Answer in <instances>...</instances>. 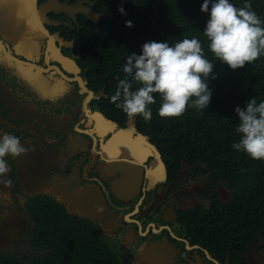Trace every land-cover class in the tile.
Returning a JSON list of instances; mask_svg holds the SVG:
<instances>
[{
  "label": "flooded vegetation",
  "instance_id": "1",
  "mask_svg": "<svg viewBox=\"0 0 264 264\" xmlns=\"http://www.w3.org/2000/svg\"><path fill=\"white\" fill-rule=\"evenodd\" d=\"M7 2L22 16L10 14L6 6L0 14V129L20 137L28 151L6 157L9 171L0 174V254L15 252L21 243H31L33 250L43 245L41 227H51L58 205L67 215L93 225L77 230L100 231L122 248L130 243V264H136L138 253L140 264H264L261 239L255 236L254 243H243V226L220 223L228 202L220 200L223 195L217 190L224 187L232 198L225 176L219 173L210 181L205 162L170 144L164 132L151 129L144 119L125 116L105 96V87L88 76L86 47L99 50L97 33L115 25L113 19L122 15L118 6L129 13L131 1ZM89 15L99 16L97 26ZM62 54L77 67L68 64L67 69L56 60ZM40 75L47 79L35 90L29 79ZM138 169L143 174L138 194L127 202L117 200L111 183L132 182ZM58 176L73 180L58 195L60 200L72 192L84 198L88 194L82 187L103 193L108 209L100 211L101 222L67 213L50 190ZM191 198L203 203L179 209ZM201 206L202 216L196 212ZM233 229L241 231L237 243L231 241Z\"/></svg>",
  "mask_w": 264,
  "mask_h": 264
},
{
  "label": "trees",
  "instance_id": "2",
  "mask_svg": "<svg viewBox=\"0 0 264 264\" xmlns=\"http://www.w3.org/2000/svg\"><path fill=\"white\" fill-rule=\"evenodd\" d=\"M202 2L131 0L129 13L119 18L123 21L121 28H125L123 33L118 31L99 47L94 60L88 57V63L92 74L99 77V83L106 84L107 90L115 93L120 79H131L122 70L127 55L139 54L145 42L168 41L172 45L184 38L200 40L205 57L214 63L213 74L216 77L212 79L210 74L208 79L212 97L207 109L198 112L195 107L187 108L179 117H161L158 114L161 99L154 94L156 103L150 105L152 117L145 123L153 130L168 134L169 143L177 148L188 145L190 157L205 162L211 170L210 181L215 182L219 173L224 175L233 199L231 205L221 203L224 211L218 217L220 223H230L233 228L243 226V241L247 243L255 240L257 235L264 241V160L252 159L243 151L231 148L232 142L239 140L235 131L238 118L234 108L238 105L243 108L252 97L259 101L264 94V56L235 70L218 61L209 50L203 34L208 17L200 11ZM249 2L252 10L264 21V0ZM232 3L236 7L245 6V0H232ZM126 21H131L132 27H126ZM138 86L133 82V89ZM50 202L55 205L53 200ZM55 207L59 211L53 214L51 227L45 231L41 227L40 235L44 232L46 236L41 248L56 250L55 253L59 251L58 257L64 264H94L93 257L101 258L102 264H111L115 260L119 264L105 242L95 241L96 232L77 230L79 225L92 224L67 215L58 205ZM203 209V206L197 207L196 212L202 216ZM240 232V229H233L231 241L237 243ZM0 259H7L2 264H49L45 258L20 260L12 259L9 254H0Z\"/></svg>",
  "mask_w": 264,
  "mask_h": 264
},
{
  "label": "clouds",
  "instance_id": "3",
  "mask_svg": "<svg viewBox=\"0 0 264 264\" xmlns=\"http://www.w3.org/2000/svg\"><path fill=\"white\" fill-rule=\"evenodd\" d=\"M118 11L122 15L126 14L123 5L118 6ZM200 11L207 14L203 34L207 38L209 50L218 61L235 70L264 56V21L252 10L249 0H245L244 7H236L232 0H203ZM119 18L120 16L113 19L115 25L104 26L105 32L97 33L100 38L95 41V46L98 48L104 46L115 34L117 35L118 31L123 33L125 28H121L123 21ZM97 22H94L95 26L98 25ZM125 26L132 27V22L126 21ZM86 48L88 54L84 59L88 76L105 87V96L125 116L150 120L152 117L150 105L156 103L154 94H158L161 99L158 110L161 117H179L187 108L193 107L199 112L207 109L210 104L212 90L208 79L210 74L212 79L216 78L213 74L214 63L205 57L201 42L196 37L184 38L172 45L168 41L145 42L139 54L134 52L127 55L122 70L131 79H120L115 93L108 91L106 84L99 83V77H95L91 72L88 57L94 60L99 51L89 46ZM64 57L63 62L76 66L72 59ZM133 82L139 85L135 89ZM234 112L238 118L235 131L239 135V140L233 141L231 148L234 151H243L252 159L264 160V94L259 101L252 97L243 108L236 106ZM165 135L169 141L168 134ZM184 148L189 152L188 145ZM27 151L20 137L0 129V174L9 171L6 157H21ZM88 195L94 200H102L108 209L106 198L100 190H91ZM114 197L119 200L118 197ZM232 199L233 197L231 201ZM86 229L94 233L89 227ZM96 233L95 241L105 242L115 256L119 249L125 252V258L119 259L116 256L119 264L132 262L134 252H130L132 248L130 243H125V248H122L121 242L110 243V239L102 232ZM239 239H242L241 235ZM258 239L262 240L257 235L256 240ZM249 243L254 242L249 240ZM21 245L15 252L4 254L11 255L12 259L33 261L36 258H45L49 264H64L58 257L59 251L55 253L56 250L40 246L33 250L31 243ZM27 250L32 254L28 255ZM249 255L253 257L251 252ZM91 259L94 264H102L99 257ZM6 260L0 259V264ZM111 264H117V261Z\"/></svg>",
  "mask_w": 264,
  "mask_h": 264
},
{
  "label": "water",
  "instance_id": "4",
  "mask_svg": "<svg viewBox=\"0 0 264 264\" xmlns=\"http://www.w3.org/2000/svg\"><path fill=\"white\" fill-rule=\"evenodd\" d=\"M12 3L13 2H7V0H0V14H1V10L6 6L7 11L10 14L21 17L22 16L21 10L17 11V10H13L10 8ZM47 11L48 10H46V12ZM95 16L96 15H89V18L97 22L99 19V16L97 17ZM56 60H60L65 65V67L68 69L67 67L68 64L66 62H63V60H65V57L63 55H60V57ZM35 77H38L39 79ZM35 77L34 79L32 78L29 79V84H32L34 86L33 89L36 90L40 87L42 80L44 81L43 85L45 84L47 77L44 75L35 76ZM26 80L28 79L26 78ZM144 155H146V153ZM144 155H140L138 158ZM145 177L148 178L147 173H145ZM129 178L130 177L127 176V179ZM163 179L164 177H158L156 180L162 181ZM148 180L150 182L149 178ZM0 181H1V178H0ZM52 182L53 183L50 186V190L52 194L57 197L58 201L66 207V211L68 214H76L80 218L85 217V218H88L89 220H94L98 222L102 221L103 216L99 209L103 208L102 209L103 211L107 210V206L104 205L102 200H99V199L94 200L89 195H84V198H81L77 192H72L71 194H67L64 199L60 200L58 195L62 194L64 190L68 189L72 185L73 180L71 178L58 176V177H53ZM142 183H143V174L141 173V169H138L137 173L135 174V177H133L132 182H113L111 183V191H113L112 192L113 195L118 197L119 200L127 201L128 199L138 194V192L141 189ZM47 188L43 187V192L47 191ZM81 191L82 193L85 192V194H88V192H90L91 189L82 187ZM217 193L218 194L222 193L223 196L220 197L221 201L228 202V204L231 203V199L229 196L230 194L229 190L225 189L224 187H221L219 191L217 190ZM202 203L203 202L197 198H191L189 200H184L183 204L179 207V209L188 210V209L194 208L195 206L201 205ZM129 240L131 241V239H128L126 241L129 242ZM249 253L250 252H248L247 254V260L248 262H252L253 257L249 255ZM138 254L135 257L136 264H140L139 263L140 257L138 256Z\"/></svg>",
  "mask_w": 264,
  "mask_h": 264
},
{
  "label": "rangeland",
  "instance_id": "5",
  "mask_svg": "<svg viewBox=\"0 0 264 264\" xmlns=\"http://www.w3.org/2000/svg\"><path fill=\"white\" fill-rule=\"evenodd\" d=\"M179 147L183 150H185V148H183V146L179 145ZM186 151V150H185ZM195 158V157H194ZM116 256L121 259V258H125L126 254L125 252L122 250V249H119L117 252H116Z\"/></svg>",
  "mask_w": 264,
  "mask_h": 264
}]
</instances>
